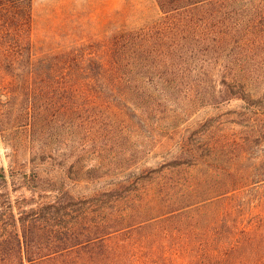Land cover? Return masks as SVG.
I'll return each instance as SVG.
<instances>
[{
  "label": "trees",
  "instance_id": "trees-1",
  "mask_svg": "<svg viewBox=\"0 0 264 264\" xmlns=\"http://www.w3.org/2000/svg\"><path fill=\"white\" fill-rule=\"evenodd\" d=\"M155 1L151 25L58 41L39 36L33 0H0L2 131L39 140L66 124L157 128L165 113L172 122L253 96L264 82V0ZM117 137L112 155L101 150L85 168L130 160L134 170L109 187L56 189L28 210L0 194V264H264L261 124L205 152L182 144L192 160L155 166L136 162L147 137L140 150ZM39 174L14 163L0 168V186Z\"/></svg>",
  "mask_w": 264,
  "mask_h": 264
},
{
  "label": "rangeland",
  "instance_id": "rangeland-1",
  "mask_svg": "<svg viewBox=\"0 0 264 264\" xmlns=\"http://www.w3.org/2000/svg\"><path fill=\"white\" fill-rule=\"evenodd\" d=\"M33 15L40 37L47 35L64 41L73 37L95 38L111 35L121 28L151 25L161 14L155 0H33ZM250 89L253 96L246 101L234 99L218 109L200 106L180 121L171 122L165 113V121H159L157 128L153 121L150 125L138 122L134 125L132 121L128 129L115 132L66 124L50 126L46 138L30 140L29 133L26 136L22 133L25 129L7 127L2 131L0 127V168H8L14 163L28 169L34 165L42 177L34 181L20 178L5 187L0 186L1 201L9 199L19 209L28 210L43 199L51 198L56 189L90 192L93 185L109 187L115 176L134 170L124 166L131 164L130 160L120 158L122 170L114 163L96 172H86L85 168L96 165L101 150L110 155L117 145V136L123 137L125 147L135 150L141 149L142 141L147 137L148 152L136 162L155 166L173 163L181 155L178 148L182 144L205 152L210 145L220 143L236 131H249L254 123L264 127V82L251 84ZM199 94L193 93V96ZM244 112H249L250 117ZM189 160L192 159L186 156L179 158V161ZM19 209L15 208V212Z\"/></svg>",
  "mask_w": 264,
  "mask_h": 264
}]
</instances>
